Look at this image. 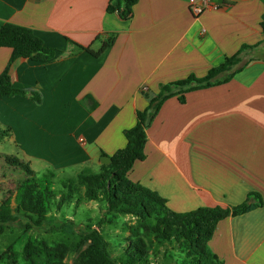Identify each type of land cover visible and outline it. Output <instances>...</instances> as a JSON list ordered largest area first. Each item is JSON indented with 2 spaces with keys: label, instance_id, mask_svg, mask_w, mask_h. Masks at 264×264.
I'll list each match as a JSON object with an SVG mask.
<instances>
[{
  "label": "crops",
  "instance_id": "obj_1",
  "mask_svg": "<svg viewBox=\"0 0 264 264\" xmlns=\"http://www.w3.org/2000/svg\"><path fill=\"white\" fill-rule=\"evenodd\" d=\"M222 1L196 17L188 0H137L122 19L106 11L118 0H0V26H27L57 50L47 62L10 63L12 85L40 102L0 97V130L29 164L99 169L160 85L203 76L250 46L225 82L162 103L129 179L179 212L260 194L262 206L218 222L208 247L220 264H264V0ZM10 55L0 47V73Z\"/></svg>",
  "mask_w": 264,
  "mask_h": 264
},
{
  "label": "trees",
  "instance_id": "obj_2",
  "mask_svg": "<svg viewBox=\"0 0 264 264\" xmlns=\"http://www.w3.org/2000/svg\"><path fill=\"white\" fill-rule=\"evenodd\" d=\"M136 2L118 0L115 5L109 3L106 11H116L120 18L128 19ZM261 29L264 36V22H261ZM0 47L11 49L8 65L0 73V97L29 96L40 102L38 93L12 85L8 68L18 58L47 62L55 56L57 50L46 46L31 28L10 21L0 26ZM247 47L250 46L243 45L238 52L208 69L203 76L190 74L160 85L159 92L148 99L146 108L136 111L134 125L123 130L124 146L111 155L101 152V155L109 156L111 162L100 164L96 172L81 171L75 179H67L62 183L59 196L53 188L55 170L49 169L39 177L29 162L14 155H5V161L22 171L25 177L18 182L13 195H6L1 200L0 234L6 225L22 219L27 221L29 229L42 228L55 205L59 210L64 204H72L75 198V205L80 203L82 186L85 187V198L105 203V213L98 221V226H88L81 231L75 244L65 241L49 244L42 239L27 238L21 251L24 264H146L149 262L151 237L161 243H175L182 264H220L208 247L218 222L262 206L261 195L249 192L236 205L216 204L177 212L170 209L166 199L156 191L131 181L129 172L136 161L145 158L146 130L162 103L172 96L184 102L188 91L225 82L232 75L230 69L239 62L241 50ZM8 132L7 129L0 130V136H7ZM120 215L133 216L136 222L128 226L129 235L123 238L125 244L117 255H113L112 244L99 226L103 222H115ZM70 253H75V256L67 261ZM0 264H18V254L12 245L0 252Z\"/></svg>",
  "mask_w": 264,
  "mask_h": 264
},
{
  "label": "rangeland",
  "instance_id": "obj_3",
  "mask_svg": "<svg viewBox=\"0 0 264 264\" xmlns=\"http://www.w3.org/2000/svg\"><path fill=\"white\" fill-rule=\"evenodd\" d=\"M5 155H14L25 160V157L12 142L0 136V201L2 196L13 195L18 182L24 179V173L19 169L11 167L5 161ZM30 166L39 177L42 173H46L49 169L55 170V178H53V188L56 195L59 196L62 189V183L67 179H75L77 173L81 171H98L97 167L89 164H77L66 167L64 169H54L52 165L44 164L45 162L38 158H30ZM26 161V160H25ZM85 187L80 188V203L75 205L64 204L61 209H57L56 205L51 208L48 220L42 228L29 229L27 221L17 220L9 223L4 227L3 233L0 234V252L12 245L18 254V264H24L21 251L23 244L27 238L42 239L49 244L57 242H70L75 244L81 231L88 226H98V221L105 213V203L100 200H88L84 196ZM56 199V203H57ZM189 211V210H188ZM179 212V211H177ZM185 212V211H181ZM136 219L130 215H120L113 223L103 222L99 227L100 231L112 244L113 255H117L122 246L125 244L124 237L129 235L128 226L135 224ZM63 224H65L64 227ZM152 242L149 243V262L146 264H182L181 255L178 253V247L175 243H161L157 239L151 237ZM121 241V242H120ZM75 256L70 253L67 261Z\"/></svg>",
  "mask_w": 264,
  "mask_h": 264
},
{
  "label": "built area",
  "instance_id": "obj_4",
  "mask_svg": "<svg viewBox=\"0 0 264 264\" xmlns=\"http://www.w3.org/2000/svg\"><path fill=\"white\" fill-rule=\"evenodd\" d=\"M222 6V0H188V9L196 17L206 10L219 9ZM143 89H146V86H143Z\"/></svg>",
  "mask_w": 264,
  "mask_h": 264
},
{
  "label": "water",
  "instance_id": "obj_5",
  "mask_svg": "<svg viewBox=\"0 0 264 264\" xmlns=\"http://www.w3.org/2000/svg\"><path fill=\"white\" fill-rule=\"evenodd\" d=\"M111 162V158L107 155H102L100 157V164H107Z\"/></svg>",
  "mask_w": 264,
  "mask_h": 264
}]
</instances>
